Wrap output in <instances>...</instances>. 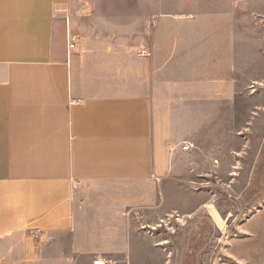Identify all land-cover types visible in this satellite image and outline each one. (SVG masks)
Segmentation results:
<instances>
[{
  "label": "crops",
  "instance_id": "obj_1",
  "mask_svg": "<svg viewBox=\"0 0 264 264\" xmlns=\"http://www.w3.org/2000/svg\"><path fill=\"white\" fill-rule=\"evenodd\" d=\"M243 1L0 0V264H162L144 226L235 136L261 46Z\"/></svg>",
  "mask_w": 264,
  "mask_h": 264
},
{
  "label": "rangeland",
  "instance_id": "obj_2",
  "mask_svg": "<svg viewBox=\"0 0 264 264\" xmlns=\"http://www.w3.org/2000/svg\"><path fill=\"white\" fill-rule=\"evenodd\" d=\"M242 7L244 15L247 9L254 11L261 28V46L255 57L247 59V97L236 103L235 136L223 140L226 146L206 148L219 157L220 163L215 165L220 169L185 184L191 199L190 205L183 207L185 212L169 215L160 227L144 226L145 234L160 243L162 264H249L233 258L240 249L234 237H244L245 245L258 253L264 249V0H244ZM247 118L251 119L250 128L243 129L241 124ZM207 167V163L202 165L204 171ZM207 203L222 214L223 230L207 212ZM166 239L167 247L162 244ZM166 248L171 251L167 259Z\"/></svg>",
  "mask_w": 264,
  "mask_h": 264
},
{
  "label": "built area",
  "instance_id": "obj_3",
  "mask_svg": "<svg viewBox=\"0 0 264 264\" xmlns=\"http://www.w3.org/2000/svg\"><path fill=\"white\" fill-rule=\"evenodd\" d=\"M81 35L79 33L75 32H68V38H67V46L69 50L75 49L80 41ZM149 52H144V55H148ZM191 146L188 144H184L183 149H189ZM112 260L110 259H95L93 261V264H112Z\"/></svg>",
  "mask_w": 264,
  "mask_h": 264
},
{
  "label": "bare ground",
  "instance_id": "obj_4",
  "mask_svg": "<svg viewBox=\"0 0 264 264\" xmlns=\"http://www.w3.org/2000/svg\"><path fill=\"white\" fill-rule=\"evenodd\" d=\"M206 209H207L208 213H210V215L212 216L216 225L223 230L225 228V220L223 219L221 213L217 211L215 205L212 203H207Z\"/></svg>",
  "mask_w": 264,
  "mask_h": 264
}]
</instances>
